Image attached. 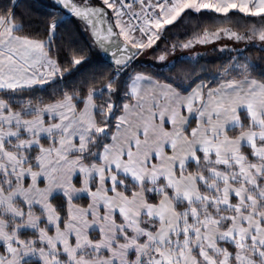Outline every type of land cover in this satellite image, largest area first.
<instances>
[{"label": "snow or ice", "instance_id": "snow-or-ice-1", "mask_svg": "<svg viewBox=\"0 0 264 264\" xmlns=\"http://www.w3.org/2000/svg\"><path fill=\"white\" fill-rule=\"evenodd\" d=\"M0 264H264V0H0Z\"/></svg>", "mask_w": 264, "mask_h": 264}]
</instances>
